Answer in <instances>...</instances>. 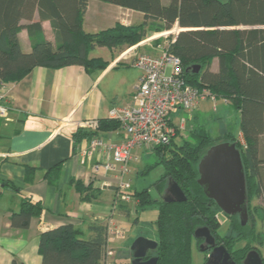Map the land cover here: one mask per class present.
<instances>
[{"label": "trees", "instance_id": "1", "mask_svg": "<svg viewBox=\"0 0 264 264\" xmlns=\"http://www.w3.org/2000/svg\"><path fill=\"white\" fill-rule=\"evenodd\" d=\"M101 1L142 12L145 21L137 27L118 24L113 29L90 34L83 29L89 0H0V85L19 81L36 67L96 68L99 60L90 58V52L97 46L124 50L141 42L148 26L152 32H162L177 24L181 31L168 50L180 58L187 83L201 92L208 90L240 114V132L246 145L237 143V136L231 132H226L225 139L231 143L237 141L241 152L252 220L242 225L238 215L228 216L232 218L228 234L219 235L223 224L219 218L221 209L199 185L198 165L208 149L220 142L203 127L194 125L188 133L190 138L179 140L182 129L177 126V134L169 143L146 150L157 157L151 168H164L155 184L158 193L162 195L172 179L184 191L187 201L166 203L162 198L154 200L148 189L130 191L138 210L159 205L158 247L149 252L148 258L157 257V264H195L193 245L197 242L199 247L201 242L195 238V231L207 227L218 244L224 243L236 264H243L253 249L264 262V232L258 231L255 216L262 213L264 222V0ZM35 14L40 20L27 27L33 46L25 52L19 32L26 28L22 21H32ZM44 21L53 27L56 47L43 35ZM215 59L219 62L217 71L212 70ZM105 65L102 63L99 69ZM195 65L201 66L199 73L194 72ZM100 124L101 129L120 126L111 119ZM96 133L79 131L74 138L81 141ZM252 199L261 203L250 208ZM41 211L39 202L24 198L20 211L11 217L12 226L29 228L31 220ZM108 225V222L91 224V235L87 238L72 225L43 232L39 241L42 264H104L109 250ZM241 242L246 245L236 248ZM206 261L207 257L202 264Z\"/></svg>", "mask_w": 264, "mask_h": 264}, {"label": "crops", "instance_id": "2", "mask_svg": "<svg viewBox=\"0 0 264 264\" xmlns=\"http://www.w3.org/2000/svg\"><path fill=\"white\" fill-rule=\"evenodd\" d=\"M169 1L163 0L164 3ZM39 20V15L35 14L32 21H22L26 28L19 32V41L25 52L33 46L27 27ZM144 21L142 12L101 0H89L83 29L86 33L97 34L118 24L137 27ZM42 28L45 39L56 47L51 23L42 22ZM158 38L159 33L152 32L148 26L143 40L133 47L121 50L97 46L92 50L90 58L99 60L96 68L80 65L57 69L36 67L19 81L4 83L3 88L0 86L9 107L7 118L0 117V264L14 261L42 264L40 236L51 229L72 225L87 238L93 223L108 222L121 227L129 221L130 216L125 218L124 214L126 205L117 200L114 186L102 183L106 180L115 185L118 179L111 175L95 178L91 165L97 162L98 156L83 163L78 155L90 138L76 141L75 134L92 132L79 128L76 123L107 121L112 109L134 104L133 96L143 72L132 66L133 58L138 53L159 54L165 39L157 43ZM216 61L212 64L213 71L218 70ZM102 63L106 65L99 69ZM204 102L207 100L199 102L191 113H174L172 126L183 129L192 124ZM184 113L189 114L188 117H184ZM177 117L180 120L176 121ZM225 130L230 132L224 125ZM240 133L239 124L235 135L238 137ZM96 134L113 144L125 139L121 126L99 128ZM138 161L136 152L131 174ZM131 174L124 178L130 183ZM24 198L39 202L42 211L31 220L29 228H14L11 217L20 211ZM118 237L109 240L116 264H131L130 248L122 250L119 247L129 243L130 238L124 240V234Z\"/></svg>", "mask_w": 264, "mask_h": 264}, {"label": "built area", "instance_id": "3", "mask_svg": "<svg viewBox=\"0 0 264 264\" xmlns=\"http://www.w3.org/2000/svg\"><path fill=\"white\" fill-rule=\"evenodd\" d=\"M172 33V39L170 37L166 39L159 54L141 53L133 58L132 66L143 72L133 96L134 104L126 108H114L109 113V119L117 121L122 127L124 141L113 144L95 134L89 139L88 145L78 152L83 163L91 161L97 155V162L91 165L94 177L106 178L110 175L116 177L118 180L115 185L106 180L102 183L104 186L116 188L118 201L133 203L134 206L137 202L130 194L131 183L124 178L131 174V164L136 160V151L169 143L175 135V128L171 122L174 113L179 111L191 113L201 101L209 99L217 101L208 90L201 92L187 83L180 58L168 50L177 36L173 31ZM1 85L3 88V83ZM8 114L9 107L5 95L0 91V117L7 118ZM76 124L79 128L92 133H96L100 128L98 120ZM238 141L240 145H246L242 133L239 134ZM108 234L110 240L123 233L117 225L110 223ZM104 264H116L115 252L111 249L108 250Z\"/></svg>", "mask_w": 264, "mask_h": 264}, {"label": "water", "instance_id": "4", "mask_svg": "<svg viewBox=\"0 0 264 264\" xmlns=\"http://www.w3.org/2000/svg\"><path fill=\"white\" fill-rule=\"evenodd\" d=\"M194 72L199 73L201 66L195 65ZM198 183L203 187L206 196L215 201L227 215H238L242 225L249 220L246 175L241 152L236 143L223 142L208 149L199 165ZM166 203H182L187 196L181 187L172 179L169 180L163 196ZM196 239H205L207 248L201 246L202 252L211 248L206 264H236L224 246H217L215 237L207 227L195 231ZM158 243L144 236L138 237L131 246V264H157V257H150L149 252L155 251ZM148 258V259H147ZM243 264H264L261 254L251 250Z\"/></svg>", "mask_w": 264, "mask_h": 264}, {"label": "rangeland", "instance_id": "5", "mask_svg": "<svg viewBox=\"0 0 264 264\" xmlns=\"http://www.w3.org/2000/svg\"><path fill=\"white\" fill-rule=\"evenodd\" d=\"M178 29H180V27L176 24L170 30L157 32L159 33V38H158L157 43L165 39L163 40L165 44L166 39L169 37H172L173 35L172 31L174 32V34H178L176 31L178 32L181 31ZM138 54H141V53H138ZM145 54L152 55V53H145ZM217 61L215 62L216 70L218 69ZM215 107L217 110H214ZM183 115L184 117H188L189 114L184 113ZM178 120H180V118L177 117L176 121ZM239 124H240V114L236 110H234L231 106L227 105L224 100L218 99L216 102H214L209 99L207 100V102L203 103L201 108L200 107L198 108L197 117H195L192 124H187L186 128L182 129V133L180 134L178 139L182 140L183 138L184 139L190 138V135L188 134L191 129L190 126L194 125L195 127H203L207 132H209V134L213 138L218 140V142L220 143L230 142L227 139H225L226 130L224 131V125L226 126V129L228 131L236 134ZM175 131H176V128H175ZM175 134H177V131L175 132ZM237 143H239V141ZM136 152L139 155V161L137 163V166H135L134 168L133 174H131V177H130L131 179L130 190L132 189L134 191L135 190L142 191L144 189H148L154 200H161V198H163L164 196L166 189L164 193L160 195L155 187V184L157 180L162 176L164 172V168L162 166H157L156 168H153V169L151 168L154 164H156L157 157L154 153L150 152L149 150L138 149ZM145 171L146 173H144ZM260 203H261L260 201H256V199H252L250 208H255L257 204H260ZM125 207L127 209L124 211L125 218H129V216L130 218L128 219L129 221L125 222L124 225L119 228L122 230V233L125 235L124 240L127 241L126 238H130V242L127 243L124 247L123 246H119V247H121L122 250H125V248L126 249L130 248L131 250L132 244L134 243L136 238L140 236H144L148 239L156 241V239H158V233H157V228H156V221H157L158 213H159L158 203H155L154 205L148 207L145 210H138L136 208V205L134 206L133 203L126 204ZM255 216L256 218H258L257 219L258 220V231L264 232V229H263L264 222L262 220L263 214L259 213V214H255ZM219 218L223 222V226L221 230L219 231L221 233V236L224 237L225 234L229 231L230 226H229V223H227L226 217L223 213L219 214ZM251 220L252 218L251 219L249 218L248 221L251 222ZM122 235L119 237H122ZM199 245L200 247L201 246L205 247V243L203 239H201V242ZM244 245H246V242L238 243L236 245V248H241ZM200 247H198L197 242H195L193 245L192 260L195 264H202L203 256L204 258H206L208 257V254L210 253L209 250L202 252Z\"/></svg>", "mask_w": 264, "mask_h": 264}, {"label": "flooded vegetation", "instance_id": "6", "mask_svg": "<svg viewBox=\"0 0 264 264\" xmlns=\"http://www.w3.org/2000/svg\"><path fill=\"white\" fill-rule=\"evenodd\" d=\"M220 213H223L224 215H225V217H226V221H227V223H229V226H231V221H232V218L231 217H228V216H230V215H227V214H225L222 210H221V212ZM219 213V214H220ZM240 218V217H239ZM241 220V219H240ZM223 223V222H222ZM222 226H223V224H222ZM222 226H221V228H222ZM221 228L219 229V230H221ZM228 234V232L225 234V236ZM219 235L221 236V233H220V231H219ZM222 237V236H221ZM219 239V238H218ZM215 240H216V238H215ZM203 241H204V243H205V239H203ZM219 242L221 243V241H220V239H219ZM216 244H217V246H224V243H222V244H218V242L216 241ZM199 247H200V245H199ZM225 247V246H224ZM205 248H207V245L205 244ZM226 248V247H225ZM209 251H211V248H209L208 249ZM232 256V255H231ZM204 261H205V258H204Z\"/></svg>", "mask_w": 264, "mask_h": 264}]
</instances>
